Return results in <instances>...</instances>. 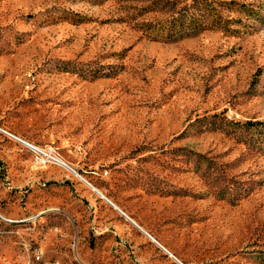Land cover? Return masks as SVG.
Returning a JSON list of instances; mask_svg holds the SVG:
<instances>
[{"label":"rangeland","instance_id":"rangeland-1","mask_svg":"<svg viewBox=\"0 0 264 264\" xmlns=\"http://www.w3.org/2000/svg\"><path fill=\"white\" fill-rule=\"evenodd\" d=\"M189 1L0 0V264H178L92 186L182 264H264V0L146 31Z\"/></svg>","mask_w":264,"mask_h":264},{"label":"trees","instance_id":"trees-1","mask_svg":"<svg viewBox=\"0 0 264 264\" xmlns=\"http://www.w3.org/2000/svg\"><path fill=\"white\" fill-rule=\"evenodd\" d=\"M219 7L228 11L238 12L247 19L255 21H261L262 19L259 10L250 7L247 3L234 0H217L215 3L211 0H190L187 4H182L175 13L170 14L167 18L152 23V25L146 23L145 29L151 33L152 37L174 41L182 37L195 35L205 29L220 30L224 33H237L239 30L231 28V25L241 24L243 27L247 26L237 18L222 16L218 10ZM213 117L214 114L201 119L207 120ZM213 123L214 121L211 120L203 125V130H216L217 128L212 126ZM259 124L262 125V122L258 120L245 121L241 123V126L237 125L236 127L248 130L255 128ZM233 127L235 128V126Z\"/></svg>","mask_w":264,"mask_h":264},{"label":"built area","instance_id":"built-area-1","mask_svg":"<svg viewBox=\"0 0 264 264\" xmlns=\"http://www.w3.org/2000/svg\"><path fill=\"white\" fill-rule=\"evenodd\" d=\"M20 140V139H19ZM33 153L34 162L37 164H47V163H54L55 161V152L52 148H34L31 150Z\"/></svg>","mask_w":264,"mask_h":264},{"label":"water","instance_id":"water-1","mask_svg":"<svg viewBox=\"0 0 264 264\" xmlns=\"http://www.w3.org/2000/svg\"><path fill=\"white\" fill-rule=\"evenodd\" d=\"M84 180V179H83ZM85 181V180H84ZM86 182V181H85ZM86 184L89 185L88 182ZM91 186V185H89ZM93 190L94 187H91ZM98 194L107 202L109 203L112 207H114L127 221H129L132 225H134L141 233H143L151 242H153L158 248H160L166 255L171 257L175 262L178 264H182L179 260H177L171 253H169L164 247H162L156 240H154L147 232H145L143 229H141L136 223H134L128 216H126L122 211H120L117 207H115L112 203H110L104 196H102L99 192Z\"/></svg>","mask_w":264,"mask_h":264},{"label":"bare ground","instance_id":"bare-ground-1","mask_svg":"<svg viewBox=\"0 0 264 264\" xmlns=\"http://www.w3.org/2000/svg\"><path fill=\"white\" fill-rule=\"evenodd\" d=\"M4 131V130H3ZM5 133H6V131H4ZM8 134V133H7ZM15 137V136H14ZM17 140H19L20 138H18V137H15ZM19 141H21V142H24L22 139H20ZM26 144H27V142H26ZM28 146H29V148L31 149V150H33L34 148H37V146H35V145H33V144H27ZM55 161H54V164H59V165H61V166H63V167H65V168H67V169H69L70 171H72L73 173H75L76 174V172H74V170H72V168L66 163V162H64V161H62V160H59L58 159V156L55 154ZM78 175V174H77ZM80 177V176H79ZM81 178V177H80ZM82 180H83V178H81ZM84 181V180H83ZM85 182V181H84ZM86 183V182H85ZM88 185V184H87ZM89 185H91V184H89ZM92 187H94V186H92ZM94 189H96L95 190V192L96 193H101L97 188H95L94 187Z\"/></svg>","mask_w":264,"mask_h":264},{"label":"crops","instance_id":"crops-1","mask_svg":"<svg viewBox=\"0 0 264 264\" xmlns=\"http://www.w3.org/2000/svg\"><path fill=\"white\" fill-rule=\"evenodd\" d=\"M94 192V191H93ZM102 196H104L102 193H100ZM98 195V194H97ZM99 197L104 200L100 195ZM105 197V196H104ZM106 198V197H105ZM107 199V198H106ZM110 203H112L115 207H117L119 209V207L113 203L112 201H110L109 199H107ZM105 201V200H104ZM106 202V201H105ZM106 204L111 207L113 210H115L120 216H122L114 207H112L109 203L106 202ZM120 210V209H119ZM121 211V210H120ZM125 214V213H124ZM126 215V214H125ZM127 216V215H126ZM123 217V216H122ZM129 217V216H128ZM124 218V217H123ZM130 218V217H129ZM132 220V219H131ZM133 221V220H132ZM134 222V221H133ZM135 223V222H134ZM138 225V224H137ZM134 226V225H133ZM139 226V225H138ZM135 227V226H134ZM140 227V226H139ZM136 228V227H135ZM141 229H143L142 227H140ZM137 229V228H136ZM138 230V229H137ZM144 230V229H143ZM145 231V230H144ZM146 232V231H145ZM154 239V238H153ZM155 240V239H154Z\"/></svg>","mask_w":264,"mask_h":264}]
</instances>
